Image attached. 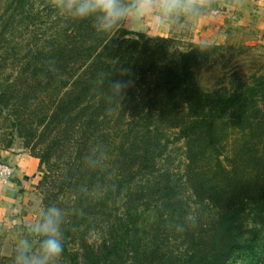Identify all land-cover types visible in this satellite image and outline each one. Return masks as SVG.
<instances>
[{"label": "trees", "instance_id": "16d2710c", "mask_svg": "<svg viewBox=\"0 0 264 264\" xmlns=\"http://www.w3.org/2000/svg\"><path fill=\"white\" fill-rule=\"evenodd\" d=\"M77 23L71 43L35 52L29 49L20 64L23 70L55 82L58 94V88H66L46 112L54 122L52 128L68 123L75 126L77 120L88 128L99 126L103 150L113 144L115 165L130 175L128 181L117 178L115 186L121 194L126 191V200L132 201L123 212L129 220L123 218L120 232L116 223H108L105 258L110 260L133 246L137 264H229L234 253L251 251L257 242V229L247 231L254 232L255 237H245L244 222L248 216L251 222L261 221L264 215V130L255 142L247 140L250 146L243 144L240 151H233L229 164L222 151L226 140L223 130L228 126L220 122L235 119V127L246 132L244 136L252 131L249 138H254L260 126L250 116L260 112L256 108L259 96H264V82L207 90L194 72V62L206 46L173 50L171 38L132 31L126 22L105 37L97 35L89 21ZM5 61L0 58V68ZM125 70L126 74L121 75ZM111 74L126 85L120 104L109 99ZM26 101L0 94V105L12 103L18 113L26 108ZM110 122L118 125L116 133L107 130ZM171 129H177L176 140L184 152L185 175L181 179L177 176L179 168L174 174H157L156 170L170 144L168 138L163 140L167 137L164 132L170 133ZM84 150L78 149L77 157ZM77 166L87 172L84 162ZM69 170L73 172L75 167ZM136 173L148 178L142 183ZM182 182L213 210L203 229V223L197 226V221L193 225L187 219L190 211L182 200ZM108 193L103 195L102 205L96 207L99 211L89 203L83 209L77 204L75 213L66 218L64 239L80 233L90 216L106 208ZM144 215L154 218V223L141 239L134 230ZM178 236L185 246L174 251L173 237ZM63 243L66 251L67 242ZM96 251L90 248L88 264H99Z\"/></svg>", "mask_w": 264, "mask_h": 264}, {"label": "rangeland", "instance_id": "374dc122", "mask_svg": "<svg viewBox=\"0 0 264 264\" xmlns=\"http://www.w3.org/2000/svg\"><path fill=\"white\" fill-rule=\"evenodd\" d=\"M136 23L132 20L126 21V27L151 36L171 38L173 50L189 51L198 44L206 46L200 49L202 51L194 62V72L197 81L207 90H217L225 86L236 87L243 82L256 83L258 80L264 82V79H261L264 78V38L254 25L247 23L242 17L216 27L213 35L208 38L211 40L201 39L200 35L203 32L195 31L192 27L189 29L174 25L176 29H171V25H163L165 28L167 26V32L161 35L145 32L144 27L141 28L140 25H135ZM77 25H79L77 22L65 19L60 14L57 0H0V58L6 60L0 68V94L14 96L21 101L27 99L26 108L21 113L13 110L12 103L9 106L0 105V149L28 153L36 162L38 172L34 196L27 200L25 215L17 220L9 219L0 226V264H12L15 247L21 237L29 238L33 246L36 245L35 236L26 231V226L37 222L40 212L45 207L57 204L68 209L66 218L75 213L79 204H82L83 209L84 205L89 203L91 208L99 211L96 207L102 205L101 199L107 192L109 193L106 208L90 216L89 224L80 233L66 239L63 236L68 249L64 251L60 264H88L90 248L97 250L99 264H137L134 262L133 246L129 251H119L118 256L110 260L105 258L108 250L104 247L109 238L108 223H116L115 227L120 232L123 218L129 220L123 217V212L126 211L124 206L132 204V201L125 198L126 191L121 194L119 188L115 187L117 178L128 181L130 175L124 174L123 168L115 165L117 154H113L114 145L104 151L98 136L100 127L91 128V125L88 128L81 120H77L75 126L68 123L53 129L54 122L51 123L50 112L48 114L46 112L50 105L54 106L58 95L61 97L66 92V88H58V94L55 82L44 75L39 76L34 71L23 70L20 64L29 53V49L35 52L45 48L51 49L57 44L71 43L73 29ZM168 29H171L170 32ZM256 110L260 112L250 116V120L258 121L260 126L255 131L254 138H249L253 136L252 131L244 136L246 132L235 127L234 124H238L235 119L220 122L221 126L225 123V126H228L223 130V137L226 140L223 142L222 151L229 164L233 161V151H240L243 144L250 146L247 140L252 143L262 137V129L264 130L262 94L259 96ZM102 126L104 127V124H101ZM117 126L116 123L110 122L107 130L116 133ZM176 131L177 129H171L170 133L164 132L167 137L165 136L163 140L168 138L170 144L166 154L158 160L160 162L156 170L157 174H174L179 168V175H176L181 179L185 175L182 156L184 152L181 142L176 140ZM83 148L85 150L82 156L77 157L76 152L78 149L81 152ZM86 149L88 150L85 153ZM97 149L104 153L103 168L90 169L86 166L87 172H84L77 165L84 162V157ZM72 166L75 170L70 172ZM121 174L123 177H119ZM136 174L142 179V183L148 178L147 175ZM151 177L149 175V178ZM181 188L182 200L189 206L190 216L195 218L197 226L203 223V229L212 217V208L199 195L193 194L189 184L182 182ZM250 217L248 216L244 222L245 237L249 239L255 237L254 232L247 231L256 228L255 247L251 251L234 253L229 264H264V215L263 219L257 222H251ZM152 223L154 218L144 215L140 225L134 230L137 236L141 239L146 237ZM65 228L66 219L63 235ZM173 238L174 251L176 249L179 251V248L185 246L182 237ZM91 254L89 257H92Z\"/></svg>", "mask_w": 264, "mask_h": 264}, {"label": "clouds", "instance_id": "9594fccd", "mask_svg": "<svg viewBox=\"0 0 264 264\" xmlns=\"http://www.w3.org/2000/svg\"><path fill=\"white\" fill-rule=\"evenodd\" d=\"M60 14L73 22L89 21L93 31L105 37L118 25L132 20L151 19L156 25L178 22L180 19L196 20L211 12L208 0H57ZM126 70L121 72L125 75ZM125 83L120 79L108 80L109 99L120 100ZM102 150H93L84 157L90 169L104 166ZM68 209L50 204L39 214L37 222L26 226V231L36 238V245L29 238L21 237L15 247L12 264H60L64 253L63 225ZM193 225L195 218H187Z\"/></svg>", "mask_w": 264, "mask_h": 264}, {"label": "crops", "instance_id": "0c3cea01", "mask_svg": "<svg viewBox=\"0 0 264 264\" xmlns=\"http://www.w3.org/2000/svg\"><path fill=\"white\" fill-rule=\"evenodd\" d=\"M211 5L210 14L196 20L180 19L178 22L165 23L181 28L192 27L195 31H202L203 40L208 39L214 33L216 27L226 25L232 19L242 17L247 23H251L264 38V0H208ZM130 21V20H129ZM128 24V22H127ZM135 25L144 27V31L151 34H165L163 25H156L151 19H144ZM171 29H168L170 32ZM206 30V31H205ZM143 31V30H142ZM0 162H5L14 167V173L8 183L0 181V226L9 219L17 220L25 215L28 205L27 200L34 196L35 185L38 178L37 164L26 152H18L14 149L1 150Z\"/></svg>", "mask_w": 264, "mask_h": 264}, {"label": "built area", "instance_id": "2783aa9c", "mask_svg": "<svg viewBox=\"0 0 264 264\" xmlns=\"http://www.w3.org/2000/svg\"><path fill=\"white\" fill-rule=\"evenodd\" d=\"M14 167L8 163L0 162V181L8 183L13 176Z\"/></svg>", "mask_w": 264, "mask_h": 264}]
</instances>
